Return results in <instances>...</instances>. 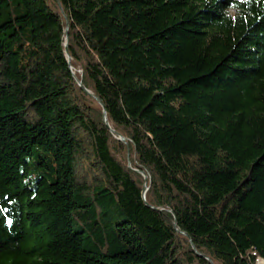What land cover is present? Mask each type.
<instances>
[{
    "label": "trees",
    "instance_id": "trees-1",
    "mask_svg": "<svg viewBox=\"0 0 264 264\" xmlns=\"http://www.w3.org/2000/svg\"><path fill=\"white\" fill-rule=\"evenodd\" d=\"M259 261L264 0H0V264Z\"/></svg>",
    "mask_w": 264,
    "mask_h": 264
},
{
    "label": "water",
    "instance_id": "water-1",
    "mask_svg": "<svg viewBox=\"0 0 264 264\" xmlns=\"http://www.w3.org/2000/svg\"><path fill=\"white\" fill-rule=\"evenodd\" d=\"M66 24H67V26H68V21L66 20ZM66 33H67V28H66V31H65ZM67 42H68V40L66 39V45H65V54H66V56H67V62H68V64L70 63V58L68 57V53H67ZM78 84H79V86H81V84L78 82ZM82 87V86H81ZM87 94H89L87 91H85ZM93 98H95V100L99 103V105L102 107V109H103V122H104V125L107 127V128H109V125H108V122H107V118H106V112H105V108H104V104L98 99V98H96L95 96H93V95H91ZM119 140L120 141H122V142H125V139L123 138V137H119ZM142 174V176H144V180H145V182L148 180V178L145 176V174L144 173H141ZM146 191H147V188H146V185H144L143 186V193H142V197H143V199L145 198V193H146ZM174 226H175V224H174ZM177 232H179V231H177Z\"/></svg>",
    "mask_w": 264,
    "mask_h": 264
},
{
    "label": "rangeland",
    "instance_id": "rangeland-1",
    "mask_svg": "<svg viewBox=\"0 0 264 264\" xmlns=\"http://www.w3.org/2000/svg\"><path fill=\"white\" fill-rule=\"evenodd\" d=\"M258 264H263V263L259 261Z\"/></svg>",
    "mask_w": 264,
    "mask_h": 264
},
{
    "label": "snow or ice",
    "instance_id": "snow-or-ice-1",
    "mask_svg": "<svg viewBox=\"0 0 264 264\" xmlns=\"http://www.w3.org/2000/svg\"><path fill=\"white\" fill-rule=\"evenodd\" d=\"M8 223H11V220H9Z\"/></svg>",
    "mask_w": 264,
    "mask_h": 264
}]
</instances>
